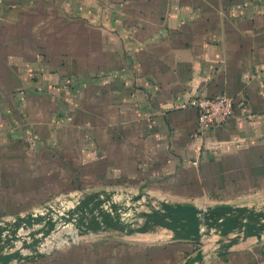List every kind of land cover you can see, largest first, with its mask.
I'll use <instances>...</instances> for the list:
<instances>
[{
  "label": "crops",
  "instance_id": "0c3cea01",
  "mask_svg": "<svg viewBox=\"0 0 264 264\" xmlns=\"http://www.w3.org/2000/svg\"><path fill=\"white\" fill-rule=\"evenodd\" d=\"M61 1L69 13H53L73 30L35 31L34 22L15 30L17 17L44 19L38 4L46 0H0V155L22 150L9 163L20 167L15 175L35 180L24 156L47 145L48 134L53 145L134 151L89 197L264 209V0ZM62 36L69 45H60ZM77 38L84 39L80 50ZM58 85L75 94L62 101L50 90ZM47 95L56 102L49 112ZM221 95L233 101L232 116L200 132L196 109L181 105ZM35 116L54 119L47 133ZM4 166L0 161V219L17 211L15 196L24 191L10 184L15 175L3 176ZM118 173L125 183L116 188ZM139 235L142 264H184L200 249L206 257L199 264H264V232L217 252L222 237L213 232L200 242L172 239L157 227Z\"/></svg>",
  "mask_w": 264,
  "mask_h": 264
},
{
  "label": "rangeland",
  "instance_id": "374dc122",
  "mask_svg": "<svg viewBox=\"0 0 264 264\" xmlns=\"http://www.w3.org/2000/svg\"><path fill=\"white\" fill-rule=\"evenodd\" d=\"M47 1L50 0H46L45 6L41 3L38 4L44 10V19L38 21L36 16L34 18L32 16L17 17L19 22H17V27L14 29L27 30L29 24L34 22L33 30L35 31L37 29L46 32L73 30L68 20H64L53 13V9L56 7L58 10L60 9L59 14L63 16L64 13H69V7L64 6L61 0H52L50 4ZM2 28L4 27L0 25V29ZM6 29L12 30L13 26L7 25ZM48 40L53 41L54 39ZM70 40L65 36L57 38L62 46L69 45ZM75 40H77V46L80 50L84 39H72V42ZM60 85H68V83L65 82V84ZM60 85L51 87L50 90L56 93V97H61L62 101L68 98L69 95L75 94L74 91L69 92L65 87L62 89ZM50 97L47 95L44 102V108L47 112L52 111L56 106V102L50 100ZM61 103L59 102L58 107L63 108L67 102H64L63 106H61ZM53 120L49 117L40 120L36 116L31 117L33 123L37 124L40 121V123L45 124V133L49 131V122ZM78 136L80 139V135ZM46 138L47 145L40 146V148L33 145L27 151V155L24 156L30 164L31 173L29 177H33L35 180L21 181V176L15 175L19 173L20 167L9 164L14 163L12 161H16V159L19 160L16 156L22 154L21 149L2 151L3 156L0 155V161L9 165V167H3V176L10 175L12 178L15 175L14 178L17 177V180L12 181L10 184L14 186L15 190L21 187L24 189L23 195L15 196V201L18 203L17 211L9 215L8 218L0 219L2 226L13 223L21 216L33 214L36 210L44 212L45 208L54 204L67 209L83 203H87L88 206L93 208L94 212L100 209L111 217H118L124 224L138 226L143 222V218L139 214L148 212L149 209L144 203L140 202V198H113V196L103 197V195L99 196L98 194H93V197L88 196L93 193V188L103 183L102 181L106 178L109 169H111L110 172L113 171L112 174H117L116 169L123 166L127 153L134 154L133 150H119L117 145H110L108 149L104 145H53L51 136L47 134ZM37 172L40 173L39 176L36 174ZM118 174L120 175L119 179L111 180L116 188L125 183L124 176L121 173ZM126 183L129 182L126 181ZM74 192L83 193V197L78 198V203L76 199L68 198ZM84 212L88 213V210L86 209ZM67 228L69 229L53 232L42 242L39 245V250H37L40 252L39 254L36 251L25 250L22 253L28 255L26 260H15L8 264H142L140 254L143 252L141 250V246H143L141 240L143 238L139 234L127 236L111 229L103 231L86 230L80 233L72 226ZM9 236L6 233L3 235V239ZM25 241L30 243L32 239L26 237ZM18 242L15 246H18ZM9 248L6 245L1 246L0 253L9 252ZM137 257L140 259H137Z\"/></svg>",
  "mask_w": 264,
  "mask_h": 264
},
{
  "label": "water",
  "instance_id": "95a60500",
  "mask_svg": "<svg viewBox=\"0 0 264 264\" xmlns=\"http://www.w3.org/2000/svg\"><path fill=\"white\" fill-rule=\"evenodd\" d=\"M145 205L149 211L139 214L143 222L138 226L124 224L118 217H111L100 209L94 212L87 203L65 210L55 205V207H48L44 212L21 216L13 223L3 226L0 224V247L5 245L10 247L9 252L0 253V264L26 260L28 255L22 253L25 250L36 251L39 254L37 250L42 242L53 232L69 226L76 228L80 233L86 230L111 229L127 236L144 234L153 227H160L171 232L172 239L196 242H200L203 237L210 236L213 232L222 237L215 252L220 251L226 242H235L242 236L264 232V209L232 206L198 209L190 205L172 206L165 202H159L157 205L146 203ZM86 209L88 213L84 212ZM37 226L40 227L33 229ZM234 232L235 238L228 239V236ZM6 233L10 236L3 239ZM26 237L31 238L32 242L25 241ZM16 242L18 246H15ZM205 257L206 254L200 249L188 257L184 264H199L204 261Z\"/></svg>",
  "mask_w": 264,
  "mask_h": 264
},
{
  "label": "built area",
  "instance_id": "2783aa9c",
  "mask_svg": "<svg viewBox=\"0 0 264 264\" xmlns=\"http://www.w3.org/2000/svg\"><path fill=\"white\" fill-rule=\"evenodd\" d=\"M181 108L196 109L198 128L200 132H203L207 130H214L228 121L233 114V101L226 95L217 96L215 98L195 96L189 99L186 103L182 104ZM194 165H196V162H194ZM78 198L81 197L78 196L70 199H76L78 203ZM55 205L56 204L49 207H55ZM47 208H45V210ZM62 210L65 209L62 208ZM37 212L40 213L43 211L36 210L33 214Z\"/></svg>",
  "mask_w": 264,
  "mask_h": 264
},
{
  "label": "bare ground",
  "instance_id": "6f19581e",
  "mask_svg": "<svg viewBox=\"0 0 264 264\" xmlns=\"http://www.w3.org/2000/svg\"><path fill=\"white\" fill-rule=\"evenodd\" d=\"M75 236V235H74ZM63 242V241H62ZM49 247H51V246H49Z\"/></svg>",
  "mask_w": 264,
  "mask_h": 264
}]
</instances>
